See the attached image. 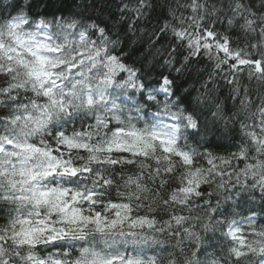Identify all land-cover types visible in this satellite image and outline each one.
Instances as JSON below:
<instances>
[{"label": "snow or ice", "instance_id": "1", "mask_svg": "<svg viewBox=\"0 0 264 264\" xmlns=\"http://www.w3.org/2000/svg\"><path fill=\"white\" fill-rule=\"evenodd\" d=\"M0 264H264V0H0Z\"/></svg>", "mask_w": 264, "mask_h": 264}, {"label": "trees", "instance_id": "2", "mask_svg": "<svg viewBox=\"0 0 264 264\" xmlns=\"http://www.w3.org/2000/svg\"><path fill=\"white\" fill-rule=\"evenodd\" d=\"M213 147L215 148V145H213ZM217 151H220L221 154H223V150L222 149H216Z\"/></svg>", "mask_w": 264, "mask_h": 264}]
</instances>
